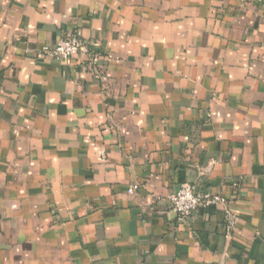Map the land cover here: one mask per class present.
Wrapping results in <instances>:
<instances>
[{
	"label": "crops",
	"instance_id": "obj_1",
	"mask_svg": "<svg viewBox=\"0 0 264 264\" xmlns=\"http://www.w3.org/2000/svg\"><path fill=\"white\" fill-rule=\"evenodd\" d=\"M0 264H264V1L0 0Z\"/></svg>",
	"mask_w": 264,
	"mask_h": 264
},
{
	"label": "built area",
	"instance_id": "obj_2",
	"mask_svg": "<svg viewBox=\"0 0 264 264\" xmlns=\"http://www.w3.org/2000/svg\"><path fill=\"white\" fill-rule=\"evenodd\" d=\"M264 1V0H259ZM87 42L82 38L79 30H73L65 37L59 39L52 45H43L38 53L46 57L69 61L78 53L85 50ZM92 61H96L95 58ZM139 188L137 183L131 184L127 188V193L132 194ZM172 210L176 213L179 220L191 217L199 206H208L215 203H225V197L219 194L198 193L194 186L188 182H182L178 188L169 195ZM224 218L227 229H233L237 223V217L229 208H224Z\"/></svg>",
	"mask_w": 264,
	"mask_h": 264
}]
</instances>
